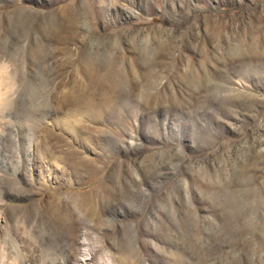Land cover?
<instances>
[{
    "label": "rangeland",
    "instance_id": "rangeland-1",
    "mask_svg": "<svg viewBox=\"0 0 264 264\" xmlns=\"http://www.w3.org/2000/svg\"><path fill=\"white\" fill-rule=\"evenodd\" d=\"M264 0H0V264H264Z\"/></svg>",
    "mask_w": 264,
    "mask_h": 264
}]
</instances>
